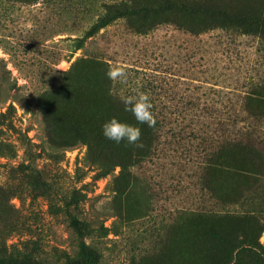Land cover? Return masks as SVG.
Listing matches in <instances>:
<instances>
[{
	"label": "rangeland",
	"instance_id": "374dc122",
	"mask_svg": "<svg viewBox=\"0 0 264 264\" xmlns=\"http://www.w3.org/2000/svg\"><path fill=\"white\" fill-rule=\"evenodd\" d=\"M119 1L0 0V258L264 264V0H129L88 36ZM229 19L249 33L177 24ZM136 87L164 118L133 162L101 126L135 125L109 92ZM246 129L261 149H214Z\"/></svg>",
	"mask_w": 264,
	"mask_h": 264
},
{
	"label": "trees",
	"instance_id": "16d2710c",
	"mask_svg": "<svg viewBox=\"0 0 264 264\" xmlns=\"http://www.w3.org/2000/svg\"><path fill=\"white\" fill-rule=\"evenodd\" d=\"M188 1V0H186ZM115 6L110 9L107 10L106 13L104 14V16H102L100 19H98L97 21H95L87 30V34L88 36H91L92 34H94L95 32L99 31L100 28H102L103 26L109 24L111 22V20L118 18V17H125L128 15L129 12H131V7L129 5V0H122L119 1L118 3L114 4ZM185 6H189V8L194 7L196 9H202L199 5H186ZM189 10V9H188ZM207 10H209V12L211 13H219L218 9L211 7L208 8ZM227 17V16H226ZM178 26L180 27H184L187 31L192 32V33H201L204 31H207L209 29H213V28H222V29H226V30H230V31H237L240 34H247L249 33V30L246 29L244 27V25H242V23L239 24L238 21H233L231 19L223 22V21H218V20H209V21H199L198 23L192 24V23H177ZM81 38V37H79ZM115 99H116V103L115 105L112 104L111 109H118L120 110L123 114H125V116L129 117L130 121H132L135 125H138L135 118L132 116V114L130 112H126L124 111V105L119 101L118 96L117 95H112ZM152 104V112L154 114L156 123L154 127H148L146 124L144 125H138V127H142L143 132L141 131V137H140V143L143 144V147H134L133 149H143L140 153L141 159H139V156L137 157V159L133 162H138L139 160L141 161L142 159H145V157H147L148 155H150V153L152 152L153 149H157L158 146V142L160 140L161 137V128L163 126V112H159L158 111V106L154 103ZM241 108V109H240ZM237 109V110H236ZM244 109H249V107L247 106H241L239 107V109L237 107H235V120L236 118L241 114L242 111H244ZM242 110V111H241ZM247 132H249V130H245V131H240L239 134L235 135V136H229L227 138L221 139L214 147V149H261L259 148V144L258 142H255L256 140L258 141V139H251L248 135ZM83 137V135L81 133H76V135H73V137H68L71 139H66V138H61V137H57V138H52L56 144H60V143H64L66 140H75L76 138H78L79 140H81V138ZM82 141V140H81ZM92 144L89 143L88 145V149H91ZM257 152V151H256ZM89 153V151H88ZM107 165H109L108 168H114L117 164L116 163H112V161H108L106 163ZM132 164V163H129ZM123 168H126L124 165H122ZM109 170V169H106ZM77 220H74V224H77ZM21 260V259H20ZM24 262H31L33 260L32 256L24 253V257L23 259ZM0 264H21V261H19V258L14 257V258H8V260L0 258Z\"/></svg>",
	"mask_w": 264,
	"mask_h": 264
},
{
	"label": "clouds",
	"instance_id": "9594fccd",
	"mask_svg": "<svg viewBox=\"0 0 264 264\" xmlns=\"http://www.w3.org/2000/svg\"><path fill=\"white\" fill-rule=\"evenodd\" d=\"M109 80L119 81L124 84L128 81V72L126 67L120 63H110L106 70ZM110 95L113 92L110 90ZM119 101L124 105V111L130 112L135 118L138 125L146 124L148 127H154L156 120L152 112V104L148 93L141 91L140 87L132 89L131 94H119ZM102 134L108 140L119 144L127 141L128 145L143 147L140 143L141 129L140 127L121 122L116 117H111L102 124Z\"/></svg>",
	"mask_w": 264,
	"mask_h": 264
}]
</instances>
